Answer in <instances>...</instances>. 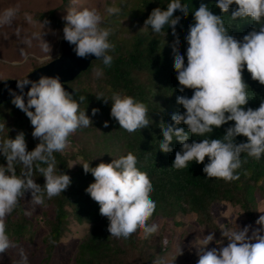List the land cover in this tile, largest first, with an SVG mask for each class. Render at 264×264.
<instances>
[{"label": "clouds", "instance_id": "obj_1", "mask_svg": "<svg viewBox=\"0 0 264 264\" xmlns=\"http://www.w3.org/2000/svg\"><path fill=\"white\" fill-rule=\"evenodd\" d=\"M233 4L236 5L230 16L233 20L251 18L256 24L264 20V0H217L216 7L221 13H227ZM105 11L109 16L118 15L121 8L110 6ZM175 12H180L181 16L174 17ZM188 13V6L182 5L181 0H171L166 10L160 7L152 10L144 21V27L150 26L152 32L161 33L167 25L176 36V26ZM18 14V6L4 9L0 12V26L10 25ZM24 15L29 23H40L43 27L48 24L47 20L35 21L29 13ZM64 20L63 39L75 46L76 57L86 59L94 56L110 67L113 57L108 52L114 51L115 45L109 42L112 29L101 27L100 11L96 8L72 9ZM193 20L185 37L187 65L184 56L175 54L174 58V70L180 86L178 90L182 93L191 89L193 95L191 98L184 95L177 97V104L185 111L183 114H172V126L163 122L159 125L163 137L159 149L165 154L171 152L170 145L175 137L181 150L175 153L172 167L184 169L192 161L203 164L207 157L208 163L203 167L206 177L231 182L239 179L236 171L241 167L242 153L257 160L264 154V101L255 110H245L249 99L248 85L243 79L246 68L253 81L264 85V26L259 27V31L254 27L242 40H237L229 35L222 16L213 14L203 3L193 12ZM42 36L39 37L40 47L45 52L51 51V46ZM174 44H179L178 38ZM173 51L176 52L175 47ZM95 74L102 76V69H96ZM28 85L30 88L25 103L24 88ZM16 87L20 95L13 93L11 102L27 116L33 128L31 135L39 143L34 150L28 151L23 132L14 139L8 136L0 139V155L6 159V166H0V254L14 247L6 232V218L26 193L31 194L35 205H42L45 194L52 199L69 187L70 177L58 171L54 153L63 152L68 146L69 136L92 123L85 110H80V104L86 97L81 96L79 102L75 100L73 94L65 90L59 75L41 76L35 82L25 78L17 81ZM111 99V117L120 128L132 133L149 126L144 103L119 93H114ZM98 111L93 109L92 115L95 116ZM229 121L234 122V126L226 129L222 139L187 142L189 133L205 136ZM181 123L187 126L188 133L175 127ZM104 126H108L107 122ZM5 128V123L0 124V132ZM237 136L245 137L247 142L235 143ZM40 164L47 167H40ZM17 165L23 169L19 174ZM34 165L44 177L43 188L34 181ZM136 165L137 158L131 152L113 159L111 163H99L94 168L88 162L82 165L84 173H91L95 181L86 192L99 205L100 215L107 218L110 236L117 239H130L138 230H143L145 238L158 231V225L148 224L156 209V203L151 198L153 186L147 173L138 170ZM255 223L258 228L245 226L233 230L225 227L221 236L227 240L226 246L208 249L207 246L214 242L215 233L204 236L197 253V264H264V215ZM216 243L222 245L223 240ZM26 260L23 257L24 264Z\"/></svg>", "mask_w": 264, "mask_h": 264}, {"label": "trees", "instance_id": "obj_2", "mask_svg": "<svg viewBox=\"0 0 264 264\" xmlns=\"http://www.w3.org/2000/svg\"><path fill=\"white\" fill-rule=\"evenodd\" d=\"M64 1L67 5V1ZM170 2L171 0H119L117 5L112 6L120 7L121 12L112 16L106 13L102 17L101 27L112 29L109 42L115 45V49L108 52L113 57L112 64L109 67L100 59L94 60L69 83L75 100L79 102L81 96L86 97L80 104V110H85L92 122L91 126L81 127L69 136V156H65L64 152L54 153L58 171L67 174L71 183L61 195L52 199H48L45 194V202L40 207L43 209V226L47 232L41 238V231L38 230L40 222L37 221L40 216L31 219L25 212L22 198L20 199L18 206L6 218V232L14 247L0 254V264H24L25 255H29L26 257V264H36L29 258L34 254L33 251L38 250L44 254L43 259L47 264L54 259L59 243L66 238L68 232L75 234L67 240L77 241L71 251L70 264H155L157 261L167 264V253L177 231L184 237L188 233L193 236L196 229L200 233L214 232L212 247L227 245V240L221 236L223 230L218 224L219 219L214 213L220 206L241 212L246 224H250L251 228L259 227L255 222L264 215V154L257 160L242 153V164L236 171L239 179L231 182L206 177L203 167L208 163L207 157L203 164L192 161L187 168L178 170L172 164L181 145L174 137L170 145L172 151L167 154L160 152L159 143L163 137L159 125L163 122L172 126V114H183L185 111L177 104V97L184 95L191 98L193 95L191 89H185L182 93L178 90L180 86L174 70V58L175 54L184 56L185 66L187 65L188 45L185 37L189 26L194 23L193 12L200 4H205L213 14L221 15L229 35L237 40H242L254 27L259 31V27L264 26V20L260 24H256L251 18L233 20L230 16L236 9L235 4L229 7L227 13H221L216 7L217 0H181L182 5L188 6L189 13L176 26V36H173L172 29L167 28V25L161 33L152 32L150 26L144 27V21L153 9L160 7L166 10ZM176 16H181V13L175 12L174 17ZM125 17L129 18L128 25L121 24ZM35 20H48L56 28L64 27L66 23L57 18L53 10L37 14ZM177 38L179 44L175 45ZM98 68L103 71L100 77L95 74ZM243 79L248 85L249 99L244 108L255 110L264 101V85L253 81L246 68L243 70ZM114 93L131 96L144 103L148 110L149 126L132 133L120 128L118 122L111 117V98ZM104 100L108 102L105 103ZM11 101L0 105V124L5 123L6 127L0 132V139L7 136L14 139L18 133L23 132L27 150L32 151L39 140L32 137L33 128L27 116ZM93 109L99 110L95 116L92 115ZM105 122L107 127L104 126ZM232 126L234 122L229 121L205 136H192L189 133L187 142H200L205 138L222 139L226 129ZM175 127L183 128L188 133L187 126L182 123ZM246 142L243 136L235 138L237 144ZM129 152L136 156V167L147 173L153 186L151 198L156 203V209L148 224L158 225V220H162V223L158 225V231L147 238L143 230H138L130 239L124 240L111 237L107 231V218L100 215L99 205L86 192L87 187L95 182L94 178L91 173H84L82 165L88 162L94 168L99 163H111L113 159L126 156ZM0 166H6L3 155H0ZM39 166L47 167L46 164ZM16 171L17 174L23 171L22 166L17 165ZM33 178L43 188L44 177L35 165ZM44 207L48 209L44 210ZM188 216L193 221L182 223L181 218ZM169 223L172 224L171 228ZM76 234L81 237L76 238ZM165 234H169L170 239H165ZM222 240V245L216 243ZM193 242L201 248L202 244L198 239ZM21 249L25 252H21ZM197 253L186 264H197Z\"/></svg>", "mask_w": 264, "mask_h": 264}, {"label": "rangeland", "instance_id": "obj_3", "mask_svg": "<svg viewBox=\"0 0 264 264\" xmlns=\"http://www.w3.org/2000/svg\"><path fill=\"white\" fill-rule=\"evenodd\" d=\"M67 5L64 0H0V12L8 7H19V14L15 17L10 25L0 26V83L5 80H18L26 75L30 74L32 71L46 65L52 60L58 58L61 54L60 43L63 39V27L56 28L49 22L44 27L40 23L32 24L27 21L24 13H29L35 20V17L39 13H44L53 10L55 16L59 19H63L72 9L81 10L83 8H96L100 11L102 17L107 13L105 9L112 5H117L119 0H66ZM128 17H125L121 21L122 25H128ZM40 21V20H35ZM65 21V20H64ZM43 22V21H41ZM66 22V21H65ZM43 35V36H42ZM49 43L51 46V51L45 52L40 47L41 37ZM68 147L63 151L65 156L70 155L68 152ZM24 208L28 216L32 219L35 216H40L37 221L40 222L38 230L41 231L42 235H45L46 228L43 226L44 218L42 216L43 209L41 210L40 205H35L31 200V194L26 193L23 197ZM48 208L44 207V210ZM51 210V208L49 207ZM216 217L219 219V225L221 229L224 230L225 227H229L233 230L236 228L243 229L245 226H250L246 224L245 216L233 210L229 207H217L214 211ZM193 218L188 216L186 218H181L182 223L192 222ZM162 220H158L157 224L161 225ZM168 226L171 228L172 224L169 223ZM72 231H74L72 229ZM75 233H66V238L59 243L56 249L54 259L47 264H70L71 251L74 249V245L77 241H68L72 235ZM208 233H200L197 229L194 231L193 236L191 233L185 235V237L176 232L175 237L172 238V247L167 253V264H186L187 261L194 259L197 251L199 250V245H196L193 241L198 239L200 244L204 236ZM76 238H80L76 234ZM65 237V236H64ZM165 239L169 238V234H165ZM78 238V239H79ZM170 239V238H169ZM40 240V239H38ZM154 240V239H153ZM213 243H210L207 247L212 248ZM181 249V252H180ZM21 252H25L23 249ZM34 254L29 258L31 262L34 261L36 264H46L44 260V254L41 250L33 251ZM25 254V253H24ZM29 257V255H25ZM17 259H20L17 257Z\"/></svg>", "mask_w": 264, "mask_h": 264}, {"label": "water", "instance_id": "obj_4", "mask_svg": "<svg viewBox=\"0 0 264 264\" xmlns=\"http://www.w3.org/2000/svg\"><path fill=\"white\" fill-rule=\"evenodd\" d=\"M74 45H70L65 40L60 43L61 54L58 58L52 60L46 65L32 71L30 74L18 80H5L0 83V105L5 102L11 101L13 99V93L20 95V90L17 89V81L23 80L25 78L31 81H38L41 76L54 77L56 75L60 76L61 82L65 87V90L70 94L74 92L68 86L77 75L82 71L86 70L90 63L96 59L94 56H89L86 59H81L76 57L73 49ZM30 85L24 88V99L27 103L26 93L29 90Z\"/></svg>", "mask_w": 264, "mask_h": 264}]
</instances>
